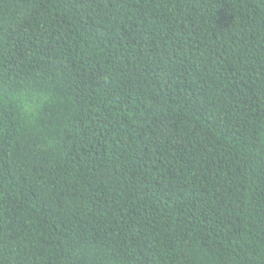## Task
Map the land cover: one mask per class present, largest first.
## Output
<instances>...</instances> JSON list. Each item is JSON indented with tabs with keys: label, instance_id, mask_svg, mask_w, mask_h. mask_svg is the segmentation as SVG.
<instances>
[{
	"label": "trees",
	"instance_id": "16d2710c",
	"mask_svg": "<svg viewBox=\"0 0 264 264\" xmlns=\"http://www.w3.org/2000/svg\"><path fill=\"white\" fill-rule=\"evenodd\" d=\"M0 264H264V0H0Z\"/></svg>",
	"mask_w": 264,
	"mask_h": 264
}]
</instances>
